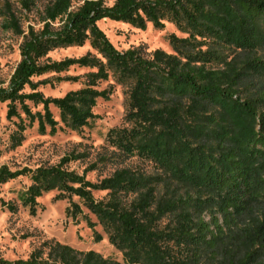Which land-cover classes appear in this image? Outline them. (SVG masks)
<instances>
[{"label":"trees","instance_id":"16d2710c","mask_svg":"<svg viewBox=\"0 0 264 264\" xmlns=\"http://www.w3.org/2000/svg\"><path fill=\"white\" fill-rule=\"evenodd\" d=\"M21 1L27 7L31 0ZM73 1L53 0L40 15V27L28 26L25 33L19 29L14 16H10L7 27L20 36L22 42L18 47L20 60L7 86L0 87V104H6V119H17L20 132L24 131V121L29 126L36 123L41 134L46 128L49 134H54L59 123L79 130L95 118L92 109L97 100L108 99V89L97 91L95 87L111 77L128 87L127 121L156 125L163 130L150 139L148 133L134 126L129 133H119L113 140L115 147L138 150L140 155L158 161L161 169L168 159L182 153L187 156L188 176L194 175L193 165H196L199 177L192 176L195 187L182 188L181 193L170 189L169 185L159 188L144 173L129 168L115 170L93 184L86 181L85 173L95 170V166H89L78 175L65 166L80 160L81 156H66L53 167L16 172L0 167V185L27 177L31 184L25 203L31 207L51 189L60 193L57 200L77 198L78 203L70 202L67 217L74 219L80 215L91 227L88 216L83 213L85 209L103 226L109 242L117 248L128 245L162 254L166 251L160 249L161 243L173 241L176 249L171 251L165 264H264V111L257 114L255 101L242 98L241 73L234 61L225 63L221 70H212L206 68L202 56L180 51L190 42L194 29L212 34L219 44L218 30L230 21H234L230 26L238 29L244 22L250 24L254 27L252 32L256 31L264 43V0H227V18L213 15L214 10L223 8L217 0H115L110 6L102 0H81L77 8L72 7ZM207 1H211L209 11L205 10ZM207 12H212V17L219 21L215 28L201 20ZM166 20L189 33L183 40L171 37L173 54L155 50L143 55L139 49L119 52L97 26L101 21H110L130 24L140 30L147 24L160 29ZM86 42L94 54L88 53L76 60H49L50 52L82 47ZM251 43L245 38L238 41L243 50ZM75 66L95 72L86 76L84 88L61 98H44L37 91L39 83L32 81ZM250 66L264 71V60H253ZM26 87L29 93L24 92ZM260 97L264 101V93ZM37 107H41V111L32 112L31 109ZM51 108L58 112L59 121L54 119ZM224 108L257 120L258 130L234 137L225 130L215 140L188 134L186 118L212 117L215 122L214 114ZM164 135H169L171 142L181 141L182 150H168L170 142L160 140ZM139 137L148 141L136 144ZM206 149L211 152L193 158ZM157 155H161L160 160ZM93 192H106V195L96 200ZM211 193L222 198L217 210L219 218L212 215L210 222H206L197 210L200 205L195 207L192 197ZM164 216L168 217V222L160 229ZM118 236L120 241H116ZM0 264L120 263L92 250L80 251L49 241L26 260L10 262L0 258Z\"/></svg>","mask_w":264,"mask_h":264},{"label":"rangeland","instance_id":"374dc122","mask_svg":"<svg viewBox=\"0 0 264 264\" xmlns=\"http://www.w3.org/2000/svg\"><path fill=\"white\" fill-rule=\"evenodd\" d=\"M52 1L31 0L25 7L21 0H0V87L7 86L20 60L18 47L22 38L8 29L7 22L10 16H14L19 29L24 33L28 26L38 29L40 15ZM102 1L110 6L115 0ZM210 2H206L205 10H211ZM227 2V0H217L223 8L214 10L213 15L217 18L226 17L229 14ZM80 4L81 0H74L72 7L77 8ZM215 19L212 17V12H207L201 20L215 28V24L219 23ZM230 23L234 24V21L225 23L218 30L219 44L216 43L212 34H206L201 29H194L191 30L190 35L193 37L190 42L185 45V49L180 48V51L190 56H202L206 68L212 70H221L225 63L234 61L237 70L241 73L242 98L253 99L257 114H260L264 111V101L260 100L262 98L260 95L264 93V71L260 68L254 70L250 64L253 60H264V43H261L256 31L252 32L254 27L250 24L244 22L238 29L232 28ZM97 26L117 51L139 49L143 55H148L155 50L173 54L175 48L171 37L175 36L178 40L189 37V33L177 29L167 20L160 29L147 24L145 29L140 30L130 24L110 21H101ZM242 38L252 41L245 50L238 44ZM88 53L94 54L89 43L86 42L82 47L55 50L50 52L48 57L51 62H60L66 59L76 60ZM93 72H95L94 69L75 66L59 74H45L32 81L39 83L37 91L44 98H61L68 92L84 88L86 76ZM95 89L110 91L107 100H97L92 109L95 118L79 130L65 128L59 123L54 134H49L48 128L44 134H41L37 131L36 123L29 126L27 121H24V131L20 132L17 127L19 121L15 118L6 119V104H0V167H5L11 172L22 169L34 170L38 167H53L66 156H81L80 160L67 164L65 169L81 175L86 168L94 165L95 170L85 173L86 181L93 184L110 176L115 170L129 168L144 173L151 178V183L159 188L169 185L170 189L181 193L182 188L195 187L191 180H194L193 177H199L195 170L196 165H193V177H189L185 169L187 156L182 153L180 156L168 159L165 167L161 169L158 161L140 155L138 150L117 149L113 140L122 131L129 133L134 126L148 133L150 139L155 138L163 130L161 131V128L156 125L134 124L127 121L129 91L126 84L115 82L110 77L107 81L99 82ZM24 92L29 93V89L26 87ZM29 105L31 107V104ZM31 110L32 112L41 111V107ZM51 112L54 119L59 121L58 112L52 108ZM214 115V118H217L215 122L212 117L186 118L184 121L188 127V134L204 140H215L217 136L224 134L225 130H228V135L231 137L258 130L257 120L236 115L228 108L220 109ZM21 117L24 119L23 115ZM165 139L170 142L168 150L171 152L182 150L181 141L171 142L169 135H164L160 140ZM135 141L139 144L148 140H142V137H139ZM209 152L211 151L206 149L203 154L193 155V158L202 157ZM157 158L160 160L161 155H157ZM166 167L167 169H164ZM30 184L27 177H18L0 185V258L2 259L10 262L26 260L34 250L49 241L65 244L80 251L92 250L120 264H165L164 262L172 254L171 251L176 249L173 241L161 243L160 249L166 251L162 254L128 245L123 246L124 249L117 248L109 242L108 234L103 226L85 209L83 213L88 216L91 227L80 215L74 219L67 217L66 210L70 202L78 203L77 198L67 197L64 200H57L55 198L60 193L56 189H51L36 199V205L32 207L27 205L25 194ZM105 195L106 192H93L96 200L102 199ZM192 198L195 200V207L200 205L197 210L202 213V218L206 222H210L212 215L219 218L217 210L221 204L220 196L211 193L193 195ZM167 222V216L161 218L159 228L163 229ZM120 240L118 236L116 241Z\"/></svg>","mask_w":264,"mask_h":264}]
</instances>
